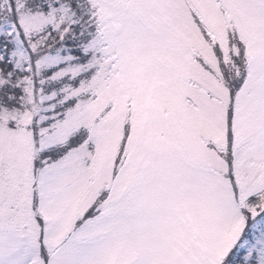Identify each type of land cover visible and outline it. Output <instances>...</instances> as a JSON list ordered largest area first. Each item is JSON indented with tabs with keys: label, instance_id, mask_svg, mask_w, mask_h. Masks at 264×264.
<instances>
[{
	"label": "snow or ice",
	"instance_id": "1",
	"mask_svg": "<svg viewBox=\"0 0 264 264\" xmlns=\"http://www.w3.org/2000/svg\"><path fill=\"white\" fill-rule=\"evenodd\" d=\"M0 264H264V0H0Z\"/></svg>",
	"mask_w": 264,
	"mask_h": 264
}]
</instances>
